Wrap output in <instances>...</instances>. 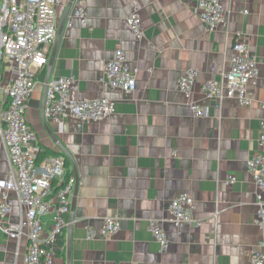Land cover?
Segmentation results:
<instances>
[{
	"label": "crops",
	"instance_id": "crops-1",
	"mask_svg": "<svg viewBox=\"0 0 264 264\" xmlns=\"http://www.w3.org/2000/svg\"><path fill=\"white\" fill-rule=\"evenodd\" d=\"M197 1L86 0L84 22L73 18L74 2L70 10V0L56 7L57 38L38 71L27 119L41 154L65 152L77 178L71 222L58 241L57 258L64 264H251L250 252L264 237L255 224L262 192L248 170L249 158L260 149L264 118V0H222L229 20L214 30L194 12ZM134 6L143 21L140 39L126 20ZM237 38L248 42L259 65L248 86L251 103L217 104L205 97L202 84L222 79ZM118 48L138 70L131 93L104 79L105 64ZM190 68L198 70L192 100L206 108V116L194 115L179 89ZM11 74L12 65L3 62L0 126ZM63 76L74 77L78 98H111L116 111L100 121L47 120L45 90ZM10 172L0 131V179ZM183 192L194 198L199 227L172 221L169 204ZM11 202L16 221L20 208L15 197ZM108 216L119 217L121 229L107 238L88 237V228L99 231ZM151 219L161 222L168 250L153 237ZM43 222L49 230L53 214ZM27 248L28 239H11L0 230V264H25Z\"/></svg>",
	"mask_w": 264,
	"mask_h": 264
},
{
	"label": "built area",
	"instance_id": "built-area-1",
	"mask_svg": "<svg viewBox=\"0 0 264 264\" xmlns=\"http://www.w3.org/2000/svg\"><path fill=\"white\" fill-rule=\"evenodd\" d=\"M61 0H0V84L3 62L12 65V74L7 87L8 108L4 123L0 126L2 144L6 150L11 172L0 179V230L11 239H28L25 264H64L57 258L58 241L69 226L72 194L77 178L69 173L67 154L60 152L41 157L37 144V133L27 119L29 100L36 85L38 71L49 58V46L57 38L58 20L56 7ZM73 18L85 21L86 0H74ZM194 12L205 25L214 30L229 20V11L222 0H198ZM244 12L248 13L246 9ZM127 23L137 39L144 35L139 7L126 17ZM69 26L72 20L69 19ZM137 68L127 64L121 48L104 67V79L113 88L126 93L137 88ZM259 74V65L248 42L237 38L232 49L229 68L221 80H207L202 84L206 98L221 103L233 99L241 105H249L251 98L249 83ZM198 77L196 68L188 69L179 79V89L189 101L196 116H206L207 110L192 100ZM73 76H63L51 81L44 95V116L51 122L63 124L69 116L82 121H100L116 111L115 100L108 97L80 99L72 89ZM260 149L248 160V170L264 194V118L260 123ZM235 176H229L235 182ZM258 196L255 224L264 231V199ZM15 197L20 216L12 220V198ZM169 212L172 221L179 227L190 224L199 227L202 220L194 216V198L187 192L171 200ZM53 214L49 230L44 227L43 217ZM122 221L117 216H108L97 231L88 228V237L99 234L107 238L117 233ZM149 228L162 251L168 250L170 240L159 220L151 219ZM251 264H264V237L250 252Z\"/></svg>",
	"mask_w": 264,
	"mask_h": 264
},
{
	"label": "water",
	"instance_id": "water-1",
	"mask_svg": "<svg viewBox=\"0 0 264 264\" xmlns=\"http://www.w3.org/2000/svg\"><path fill=\"white\" fill-rule=\"evenodd\" d=\"M73 2H74V0H70V3H69V6H68V10H70L71 9V7H72V5H73ZM59 34H60V32H59ZM59 34H58V37H59ZM58 41V40H57ZM54 57H55V51L52 53V55H51V58H50V65H52V63H53V60H54Z\"/></svg>",
	"mask_w": 264,
	"mask_h": 264
},
{
	"label": "trees",
	"instance_id": "trees-1",
	"mask_svg": "<svg viewBox=\"0 0 264 264\" xmlns=\"http://www.w3.org/2000/svg\"><path fill=\"white\" fill-rule=\"evenodd\" d=\"M46 155H47V154H44V155H43V154H41V157H44V156H46ZM68 172L70 173V170H68Z\"/></svg>",
	"mask_w": 264,
	"mask_h": 264
},
{
	"label": "bare ground",
	"instance_id": "bare-ground-1",
	"mask_svg": "<svg viewBox=\"0 0 264 264\" xmlns=\"http://www.w3.org/2000/svg\"><path fill=\"white\" fill-rule=\"evenodd\" d=\"M222 103V102H221ZM221 103H217V104H221Z\"/></svg>",
	"mask_w": 264,
	"mask_h": 264
}]
</instances>
